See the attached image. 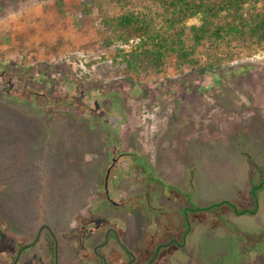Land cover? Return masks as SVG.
<instances>
[{
    "label": "rangeland",
    "instance_id": "obj_1",
    "mask_svg": "<svg viewBox=\"0 0 264 264\" xmlns=\"http://www.w3.org/2000/svg\"><path fill=\"white\" fill-rule=\"evenodd\" d=\"M55 1L0 0V219L51 225L56 264H97L83 242L93 223V244L109 232V264L129 260L114 234L132 264H264V188L252 215L188 208L253 206L250 189L264 179V48L208 72L170 64L130 78L91 18L75 26Z\"/></svg>",
    "mask_w": 264,
    "mask_h": 264
},
{
    "label": "trees",
    "instance_id": "obj_2",
    "mask_svg": "<svg viewBox=\"0 0 264 264\" xmlns=\"http://www.w3.org/2000/svg\"><path fill=\"white\" fill-rule=\"evenodd\" d=\"M59 14L69 12L73 24L91 18L101 47L132 78L159 74L168 65L177 70L208 72L234 59L242 48H264V0H56ZM191 19L196 21L190 23ZM264 179L253 184V206L229 200L188 208L195 213L227 208L236 215L254 214ZM190 225L186 212L182 214ZM175 241L176 240H172ZM180 245V243H177Z\"/></svg>",
    "mask_w": 264,
    "mask_h": 264
},
{
    "label": "flooded vegetation",
    "instance_id": "obj_3",
    "mask_svg": "<svg viewBox=\"0 0 264 264\" xmlns=\"http://www.w3.org/2000/svg\"><path fill=\"white\" fill-rule=\"evenodd\" d=\"M8 82L10 83L11 87L14 86L13 82L11 81H8ZM76 101H77V104L79 103L81 105H84L85 101H84V91L83 90L79 91V95ZM92 104L93 106L90 107L91 110L96 111V112L101 110L100 108L97 109L95 107L96 100H93ZM114 166H116V162H113L111 164V167H114ZM108 174H109V169L106 171V175ZM111 175L114 176V174L112 173ZM80 223L81 222L77 221L78 227L80 226ZM16 226L17 227L13 226L12 229L8 228L6 222L3 219H0V264H56L57 258H58V257L56 258V253L58 250V243L56 241V237L54 236L55 232L51 225L43 224L40 227L38 226L34 231H32V228L30 227V225L21 226L20 224L17 223ZM71 228H72L71 230L72 232L75 231L76 229V227L75 228L71 227ZM99 228L100 227H98L95 223H93L92 226L87 228L86 230L88 232L86 233V236L83 242L87 244V241L90 240V242H88L87 244L88 246H89V243L90 245L92 243L91 252L93 253L94 257L97 259V262H96L97 264H109L110 260H108L107 255L104 254V252L102 251V248L110 247L109 245L110 238L108 236L109 232H105L106 227H104L102 232L101 231L99 232L102 235H100L101 238L98 240V242L93 244L96 231H98ZM43 230L50 232L51 236L49 234V238L45 237L42 234ZM89 232H92L95 234H92V237H91V235H89ZM65 236H67V234ZM66 239L72 242L74 241V240H71L72 237L71 238L67 237ZM113 240L116 243V245L119 247V249L124 254L128 255L129 260L126 264H132L135 259L134 254L131 253V251L122 244L119 236L114 234ZM54 244L56 247L55 252H54ZM37 246L38 248L39 246L42 247V251H41L42 253H37L36 251ZM32 249L33 251H31ZM47 251H48L49 259L47 262H45L44 257H46ZM109 252L112 253V248L109 249ZM114 260L117 262V264H123V262L121 261L119 257L116 258L115 256ZM148 264H151L150 260L148 261Z\"/></svg>",
    "mask_w": 264,
    "mask_h": 264
},
{
    "label": "crops",
    "instance_id": "obj_4",
    "mask_svg": "<svg viewBox=\"0 0 264 264\" xmlns=\"http://www.w3.org/2000/svg\"><path fill=\"white\" fill-rule=\"evenodd\" d=\"M242 139H237V142H240ZM244 143V142H243ZM227 144V143H226ZM230 143H228V145H229ZM244 150H246V148H247V146H246V144L244 143ZM251 166L252 165H250V163H248L247 164V166H246V172H247V177H249L250 176V174L252 173V168H251ZM235 168V170H237V171H239V169H238V167H234ZM264 188V187H263ZM263 188H261V189H263ZM260 189V190H261ZM258 209V208H257ZM257 211V210H256ZM244 215V214H243ZM245 215H247V214H245ZM250 215H252V214H250Z\"/></svg>",
    "mask_w": 264,
    "mask_h": 264
},
{
    "label": "water",
    "instance_id": "obj_5",
    "mask_svg": "<svg viewBox=\"0 0 264 264\" xmlns=\"http://www.w3.org/2000/svg\"><path fill=\"white\" fill-rule=\"evenodd\" d=\"M95 105H96L95 107L97 108V107H98V105H97V104H95Z\"/></svg>",
    "mask_w": 264,
    "mask_h": 264
}]
</instances>
